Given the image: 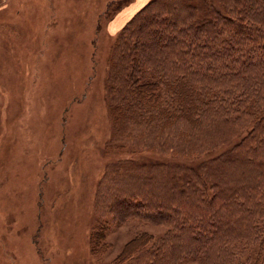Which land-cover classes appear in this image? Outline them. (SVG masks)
Here are the masks:
<instances>
[{
    "label": "rangeland",
    "instance_id": "1",
    "mask_svg": "<svg viewBox=\"0 0 264 264\" xmlns=\"http://www.w3.org/2000/svg\"><path fill=\"white\" fill-rule=\"evenodd\" d=\"M151 2L0 0V264H264V152L239 148L258 116L211 112L192 126L165 122V111L121 131L114 106L125 90L113 78L137 75L136 58L140 83L182 70L141 49L128 63L121 47L133 37L154 48L175 27H222L214 13L237 7L254 24L261 2L159 0L147 10ZM166 44L163 55L179 53ZM214 62L199 85L225 79Z\"/></svg>",
    "mask_w": 264,
    "mask_h": 264
},
{
    "label": "trees",
    "instance_id": "2",
    "mask_svg": "<svg viewBox=\"0 0 264 264\" xmlns=\"http://www.w3.org/2000/svg\"><path fill=\"white\" fill-rule=\"evenodd\" d=\"M240 1L236 0L237 3H240ZM245 1L249 3L251 1V3L256 2L257 5L261 2L260 10L257 11L256 16L258 21L254 24L250 23L247 15L243 14L240 7H237L235 8L236 12L233 11L236 16L232 15L237 19L232 18L229 15L230 13L228 15H223L221 12L214 13L215 16L212 18L229 22L222 27L214 25L215 29L212 23L204 21L195 30L190 26L187 28L175 27L173 34L169 37L164 33L160 34L158 40L152 42L154 48L152 46L151 48L148 47L146 43L150 37L142 38L141 42L138 38L139 35L137 38H132L134 42H128L124 48L121 47L122 53L127 51L129 54L126 57L129 59L128 63L133 60L134 55H138L141 49L142 51L148 50L152 53H158V56L167 65L173 64L174 69L179 70L182 68V70L174 76L172 74L163 77L151 76L154 80L145 79L143 83H140V79L145 75L143 73L145 69L144 71L143 69L140 72L138 71L141 63L139 58H136L133 60L136 62V67L133 69L137 72V75L130 73L122 78L121 74L118 76L116 72H113L116 83L121 85L123 91L125 90L124 102H121V107L117 104L114 106L115 114L117 112L121 119L120 122H117V117L115 118L116 122L119 123L117 125L119 130H127V127L124 126L126 121L128 123L131 120L139 121V116L142 119L154 117L158 112L164 114L167 111L169 113L170 119H166L165 122L180 118L192 126H200L203 116L208 113L216 112L229 118L233 112L243 109L245 112H252L258 117L255 120L251 135L246 137L247 141L243 142L239 148L245 150L248 155L249 153L262 154L264 152V0ZM156 2L159 4V0H152L151 6L147 4L145 8L150 10ZM142 16L143 14L135 16L129 24L137 28L135 22L141 23ZM163 22L166 21L163 20ZM259 23H263V25ZM148 25V23H145L143 27L148 29ZM157 26L158 23L152 22L149 29ZM127 29H130V27H127ZM167 42L176 43L179 53L163 55L162 53L167 51ZM224 56H228V58L224 60ZM188 57H192L194 60L199 58L197 70L187 66ZM118 58L120 60L118 61V72L121 69L122 74L125 71L128 72L129 66L124 55L123 60L121 56ZM215 60H221L226 67L228 73L224 76L225 79L219 82L217 86L199 85L197 81L209 78L202 69L203 66L205 67V62H209L206 65L213 66ZM115 67L116 63L113 68ZM155 68L160 70V75L165 74L163 67L156 66ZM119 77L120 79L117 80ZM170 95H173V98H169ZM225 98H235L239 103L238 109H229V105L226 106L224 103ZM247 100H251L252 105H244ZM258 102L261 104H258ZM148 114L151 116H147ZM162 124L159 123L158 125ZM256 143L257 147L255 146ZM263 157L261 156L263 162L260 161V166L264 165ZM251 158L253 164L258 163L257 159L259 157ZM262 169H264V166L259 168V170ZM256 192L262 194L260 190ZM95 237L98 238L99 233ZM198 239L201 240V236ZM143 242H146L145 236L135 239L131 243V250L136 247L139 248ZM125 251L129 253L128 249Z\"/></svg>",
    "mask_w": 264,
    "mask_h": 264
},
{
    "label": "crops",
    "instance_id": "3",
    "mask_svg": "<svg viewBox=\"0 0 264 264\" xmlns=\"http://www.w3.org/2000/svg\"><path fill=\"white\" fill-rule=\"evenodd\" d=\"M145 1H149V0H145Z\"/></svg>",
    "mask_w": 264,
    "mask_h": 264
}]
</instances>
